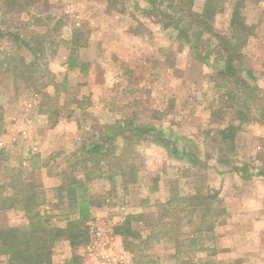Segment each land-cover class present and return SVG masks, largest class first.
<instances>
[{"label":"rangeland","instance_id":"rangeland-1","mask_svg":"<svg viewBox=\"0 0 264 264\" xmlns=\"http://www.w3.org/2000/svg\"><path fill=\"white\" fill-rule=\"evenodd\" d=\"M235 2L242 3L243 19L252 29L242 49V62L236 64L256 98L245 108L236 100L233 108L227 107V90L215 87L219 52L215 39L205 35L199 45L203 59L194 56L189 46L179 43L178 32L169 27L167 17L145 13L149 6L143 0H116L115 5L107 0H36L22 12L3 7L0 30L17 35L29 49L3 38L0 52L21 55L26 63L35 61L26 82L0 75L2 198L36 186L44 199L39 212L52 225L64 226L66 198H58L56 187L63 176L83 179L86 172L102 166V178L86 181L93 202L86 226L89 232L91 220H100L103 255L110 264H134L139 253L126 251L122 238L113 233L125 216L155 214L157 203L174 194L217 193L219 201L212 207H222L225 214L215 219L213 232L205 235V251L183 248L174 257L173 243L158 236L144 251L147 259L156 264H179L186 258L193 263L264 264V178L238 175L264 170V0H226L211 21L215 33L228 34ZM202 6V0L195 1L197 12ZM75 30L80 31L84 45L75 53L81 65L71 71L65 62L67 43ZM246 71L253 80L245 76ZM232 91L243 99L240 86ZM237 110L247 115V122L239 120ZM133 118L135 125L155 127L176 139L179 147L196 150L199 166L172 158L152 134L140 139L118 137L99 167L85 162V146L103 140L112 125ZM229 123L238 125L235 151L221 163L216 130ZM23 155L26 166L20 162ZM119 168L126 174L132 172L135 180L119 175ZM47 179L51 183L45 187ZM5 212L0 225L23 215L16 210ZM199 214L196 211L188 224H184L186 218L178 222L181 240L192 237ZM133 225L144 236L149 231L142 223ZM84 245L73 252L80 258L78 264L106 262L88 259L81 251ZM71 254L68 243L60 241L52 259L65 264Z\"/></svg>","mask_w":264,"mask_h":264},{"label":"trees","instance_id":"trees-1","mask_svg":"<svg viewBox=\"0 0 264 264\" xmlns=\"http://www.w3.org/2000/svg\"><path fill=\"white\" fill-rule=\"evenodd\" d=\"M36 0H0V10L4 7L7 11L16 10L24 11L33 5ZM149 8L145 10L146 14L153 12L163 14L169 20V27L176 30L179 35V43L182 46H189L195 55H199V45L203 42L205 35H211L216 41V47L219 50L214 67L218 69V79L215 87L227 90L225 93L227 107L233 108L235 100L240 103L241 107L248 106L256 98L252 87L247 83L240 74L242 70L238 65L242 62V49L247 45L248 39L252 36V29L246 24L241 13L242 3L235 2L231 8L229 19L228 34H217L212 30L211 21L216 12L222 11L225 7L226 0H202L203 6L201 12L194 9L196 0H143ZM110 5H115L116 0H107ZM80 31L75 30L68 41L69 54L65 64L69 70H75L80 67V62L75 56L76 50L84 44L80 43ZM8 38L17 46L29 49V44L23 41L15 34H6L0 30V39ZM208 42V41H207ZM39 51H43L40 44ZM3 54V55H1ZM38 59V58H37ZM35 61V60H34ZM33 62L26 63L23 56L12 55L0 52V75L4 77L12 76L26 82V75L31 72ZM3 70V72H2ZM87 68L82 67L81 71L86 72ZM2 72V73H1ZM10 74V75H7ZM17 75V76H16ZM245 76L251 80L254 76L246 71ZM19 80V79H18ZM241 87L243 99L237 97L232 91L233 87ZM232 87V89H231ZM236 114L239 120L247 122V115L242 110H237ZM133 118L125 122L112 125L108 132L104 134V139L85 146L88 158L86 161L95 162V166L106 160L112 151V144L118 138L140 139L149 134L154 136V141L164 147L167 152L176 160L190 161L194 166L201 163L198 160L199 154L189 151L187 146H178V141L171 136H167L152 126H139L134 124ZM1 128V124H0ZM3 130L0 129V135ZM238 132V125L234 123L227 124L226 127L216 130V143L219 154V162H227L228 156L235 151V137ZM183 144V143H182ZM205 165V162L202 161ZM102 166L99 171L86 172L83 179H77L71 176H63L61 183L56 187L58 198H66V208L68 213L64 214L65 225L54 226L47 215L39 212L40 205L44 202L41 191L34 187H26L19 190L13 197H3L0 194V211L9 209H19L26 218V224L13 227H0V257L3 258L2 264H53L52 256L58 242L65 241L68 243L72 254L65 264H78L80 258L73 252L89 241L88 229L86 223L92 218L91 208L92 200L87 194L86 181L93 178H102ZM119 175H128V181L135 180L134 174H126L123 169L119 168ZM200 173V170L197 171ZM241 178L262 177L264 170L257 172L243 171L238 174ZM109 179H111L109 177ZM64 193V195H63ZM208 193H210L208 191ZM217 200V193L212 195L200 191L193 196L177 197L176 194L170 196L165 202L157 203V212L129 214L124 217L121 223L113 228V233L122 238L124 249L129 253H134V264H156L155 261L147 259L144 254L145 249L150 245L152 240L158 236H164L174 245L175 255L186 248L190 252H201L207 248L205 246L206 236L208 237L214 230L215 219L225 214L224 209L218 206L212 207L213 202ZM219 201V200H217ZM61 203V202H60ZM182 205V206H181ZM199 211V224L193 231L190 238L180 239V229L178 222L186 218L184 224L192 221L193 214ZM184 212V216H179ZM71 216H73L71 218ZM142 223L144 228L149 231L144 236L141 231L134 227V223ZM183 225V224H182ZM174 232V235H171ZM179 264H206L193 263L186 258L180 260Z\"/></svg>","mask_w":264,"mask_h":264},{"label":"built area","instance_id":"built-area-1","mask_svg":"<svg viewBox=\"0 0 264 264\" xmlns=\"http://www.w3.org/2000/svg\"><path fill=\"white\" fill-rule=\"evenodd\" d=\"M88 227L89 241L81 248V251L91 261H95L100 258L104 260L106 259V262L102 261L103 264H110L107 256L103 255L105 245L101 243L102 228L100 220L98 218H93Z\"/></svg>","mask_w":264,"mask_h":264},{"label":"crops","instance_id":"crops-1","mask_svg":"<svg viewBox=\"0 0 264 264\" xmlns=\"http://www.w3.org/2000/svg\"><path fill=\"white\" fill-rule=\"evenodd\" d=\"M2 143V142H1ZM0 143V145H3V144H1ZM13 144L14 143H11V144H9V145H12L13 146ZM8 145V144H7ZM5 149V148H4ZM26 157H25V155H23L22 157H21V160H20V162H21V164H22V162H23V165L24 166H26ZM49 183H51L48 179L47 180H45L44 181V186L45 187H48V185H49ZM59 184V183H58ZM58 184H57V186H58ZM4 186L2 185H0V194L3 196V194H4V190H5V187L3 188ZM56 187V186H55ZM9 197V196H8ZM9 210H14V209H9ZM9 210H4V211H0V215H2V214H4V213H6L5 211H9ZM16 211H18L19 213H22L23 214V212L21 211V210H19V209H15ZM11 215V214H10ZM24 215V214H23ZM22 215V218L20 219V220H16L15 218H13V219H11L10 221H8L7 223H4L3 225H0V227H13V226H21V225H24V224H26L25 222H26V219L24 218V216ZM24 220V221H23ZM23 221V222H22ZM82 255V254H81ZM52 257H54V254H53V256ZM64 262V261H63ZM52 263L53 264H55V260H54V258L52 259ZM65 263V262H64Z\"/></svg>","mask_w":264,"mask_h":264}]
</instances>
